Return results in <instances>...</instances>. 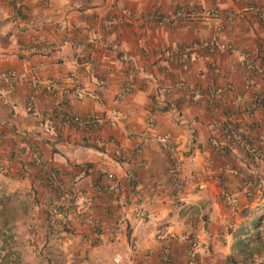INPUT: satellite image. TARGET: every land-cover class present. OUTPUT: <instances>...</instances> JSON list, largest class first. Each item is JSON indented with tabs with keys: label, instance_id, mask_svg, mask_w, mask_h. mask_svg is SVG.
<instances>
[{
	"label": "crops",
	"instance_id": "obj_1",
	"mask_svg": "<svg viewBox=\"0 0 264 264\" xmlns=\"http://www.w3.org/2000/svg\"><path fill=\"white\" fill-rule=\"evenodd\" d=\"M263 55L264 0H0V264H264Z\"/></svg>",
	"mask_w": 264,
	"mask_h": 264
},
{
	"label": "built area",
	"instance_id": "obj_2",
	"mask_svg": "<svg viewBox=\"0 0 264 264\" xmlns=\"http://www.w3.org/2000/svg\"><path fill=\"white\" fill-rule=\"evenodd\" d=\"M204 20L207 24H210V25L214 26L215 28L220 27L219 19L215 15L208 14V16L205 17ZM262 59L264 61V55H263ZM111 114L113 115V118L111 119L110 122L114 123L115 118H116L115 111L111 112ZM222 135L229 145L236 146V145L241 144V145L246 146L255 155H257V156L262 155V152L258 148H256L255 146L250 145L248 138L243 133L239 132L238 130H236L230 126H226L222 130ZM161 140L163 142V145L167 149H169L170 151L173 150L172 142L170 141V139L167 135H163L161 137ZM176 169H177V163H176V161H174L170 165V173L172 175V180H174V181L176 180L175 179L176 178ZM57 204L58 203L50 205L48 208V213L46 216V224L48 226L55 225V224H62V225L65 224V218L62 216L63 210ZM193 245H195V244L192 243V247H193ZM193 257H194V250H191L190 258L192 259ZM120 260H121V253L119 251H114L113 255H112L113 264H118L120 262ZM161 264H171V258H170L169 251H168L167 247L163 248L161 251Z\"/></svg>",
	"mask_w": 264,
	"mask_h": 264
},
{
	"label": "trees",
	"instance_id": "obj_3",
	"mask_svg": "<svg viewBox=\"0 0 264 264\" xmlns=\"http://www.w3.org/2000/svg\"><path fill=\"white\" fill-rule=\"evenodd\" d=\"M252 249L255 251V252H262V255H263V259L261 261H259L260 263H264V245H260L258 243H255L254 245H252Z\"/></svg>",
	"mask_w": 264,
	"mask_h": 264
},
{
	"label": "rangeland",
	"instance_id": "obj_4",
	"mask_svg": "<svg viewBox=\"0 0 264 264\" xmlns=\"http://www.w3.org/2000/svg\"><path fill=\"white\" fill-rule=\"evenodd\" d=\"M257 231H258V234L261 237V239H264V226L257 229Z\"/></svg>",
	"mask_w": 264,
	"mask_h": 264
}]
</instances>
